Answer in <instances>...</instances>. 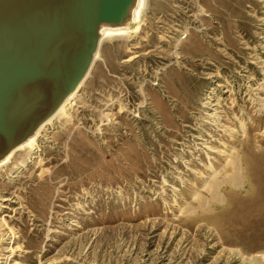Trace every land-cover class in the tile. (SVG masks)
I'll return each instance as SVG.
<instances>
[{
  "label": "rangeland",
  "instance_id": "1",
  "mask_svg": "<svg viewBox=\"0 0 264 264\" xmlns=\"http://www.w3.org/2000/svg\"><path fill=\"white\" fill-rule=\"evenodd\" d=\"M147 4L136 35L104 43L37 157L1 167L0 264L264 256V0ZM234 151L243 189L186 213Z\"/></svg>",
  "mask_w": 264,
  "mask_h": 264
},
{
  "label": "water",
  "instance_id": "2",
  "mask_svg": "<svg viewBox=\"0 0 264 264\" xmlns=\"http://www.w3.org/2000/svg\"><path fill=\"white\" fill-rule=\"evenodd\" d=\"M139 0H0V163L92 71L106 27L134 26Z\"/></svg>",
  "mask_w": 264,
  "mask_h": 264
},
{
  "label": "bare ground",
  "instance_id": "3",
  "mask_svg": "<svg viewBox=\"0 0 264 264\" xmlns=\"http://www.w3.org/2000/svg\"><path fill=\"white\" fill-rule=\"evenodd\" d=\"M147 3H148V0L138 1V4L134 10V14L132 18L133 22L135 23L133 27L123 26V27H117V28H113V27L103 28L101 47L99 51L97 52L95 64L101 57V52H102L104 43L106 41H110L108 39H111L113 37H119V36H122V38H126L129 36H134L139 32L142 26V22H143L142 18L144 16L145 9L148 7ZM136 57H138V55L132 56L129 60H132L133 58H136ZM91 72L89 76L91 75ZM89 76L83 82V84L88 80ZM83 84L65 101V103L60 107L57 113L40 127L38 132L33 137H31L26 143L22 144L17 149H15L4 161L0 163V169L3 166L9 165V163L12 162V159L16 155V153L20 151L25 152V151L32 150L33 152L32 159L37 157L36 154L40 150V147L44 143V140L49 137L48 133L50 132V128L54 124H56L58 121H61V119L70 117L69 112L71 111V109L77 107V104H79L78 102L82 98L81 96L83 95L81 91ZM260 110L264 111V107L261 106ZM103 115L107 117L109 116V113H106V114L104 113ZM106 119L108 120V117ZM61 124H64V123H61ZM234 154L235 155L232 158L227 160V167L229 168V171L227 173H224V172L216 170L215 174L213 175L211 179V182L207 183L204 187V191L206 192V194H202L203 193L202 192V193L196 194L194 197V200L198 204V207L192 208L188 206L189 208L185 211L186 213L193 214V213H197L198 211L199 212L209 211L215 204L224 203L225 194L223 193L222 188H227L229 187V185L233 186V188L236 190L243 189L246 172H245L244 165H243V162L240 156L238 155L236 151H234ZM18 176H21V175H18ZM238 255L241 256L245 260L247 259L240 252L238 253ZM263 257L264 256L262 255H258V256H253L251 258H248L247 260H249L252 264H264Z\"/></svg>",
  "mask_w": 264,
  "mask_h": 264
}]
</instances>
